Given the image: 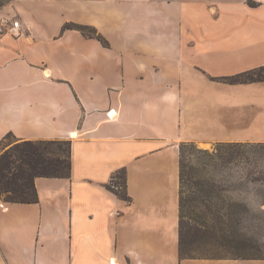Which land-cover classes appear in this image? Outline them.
Segmentation results:
<instances>
[{"label":"crops","instance_id":"crops-1","mask_svg":"<svg viewBox=\"0 0 264 264\" xmlns=\"http://www.w3.org/2000/svg\"><path fill=\"white\" fill-rule=\"evenodd\" d=\"M6 19L0 146L70 140L72 171L37 178L38 203L0 197V264H264L179 253L181 145H264V82L221 80L264 66V0H14ZM121 169L131 202L107 189Z\"/></svg>","mask_w":264,"mask_h":264},{"label":"trees","instance_id":"trees-1","mask_svg":"<svg viewBox=\"0 0 264 264\" xmlns=\"http://www.w3.org/2000/svg\"><path fill=\"white\" fill-rule=\"evenodd\" d=\"M249 3L255 7V2ZM63 30H78L86 37L98 39L105 47L110 46L95 27L68 23ZM221 80L233 85L264 82V66ZM10 136L13 135L8 134L6 138ZM253 146H260L264 154L263 144L221 142L213 151L200 149L193 142L181 145V258L264 260L259 242L247 232L254 229L249 207L227 195L231 188L238 187L244 180L260 181L257 170H249L240 180H229L221 175L231 165L250 162L249 155L254 152L249 148ZM71 171L70 140H17L0 152V197L9 203H38L37 178L69 179ZM107 189L120 199L131 202L126 169L119 170L112 177Z\"/></svg>","mask_w":264,"mask_h":264},{"label":"rangeland","instance_id":"rangeland-1","mask_svg":"<svg viewBox=\"0 0 264 264\" xmlns=\"http://www.w3.org/2000/svg\"><path fill=\"white\" fill-rule=\"evenodd\" d=\"M14 0H0V9L9 6ZM17 139L14 136L7 137L0 146V152L6 147L16 143ZM198 148L213 151L216 144H196ZM254 153L249 155L250 162H245L238 166L231 165L225 169L221 175L229 180H240L246 176L249 170H257V177L260 181L251 183L244 180L236 188H231L227 195L235 202L247 205L251 211V224L254 229H248V233L256 239L261 247L264 257V154L260 146L249 148ZM219 175V176H221ZM218 176V175H217ZM248 223V224H250Z\"/></svg>","mask_w":264,"mask_h":264},{"label":"built area","instance_id":"built-area-1","mask_svg":"<svg viewBox=\"0 0 264 264\" xmlns=\"http://www.w3.org/2000/svg\"><path fill=\"white\" fill-rule=\"evenodd\" d=\"M23 26L19 20L6 19L0 24V35L10 34L14 38H19L23 34ZM110 119L115 118V112L112 110L108 113Z\"/></svg>","mask_w":264,"mask_h":264}]
</instances>
